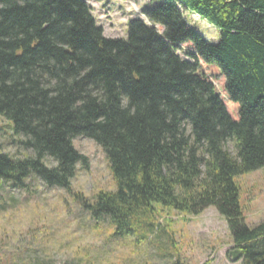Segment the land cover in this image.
I'll return each instance as SVG.
<instances>
[{"label": "trees", "instance_id": "trees-1", "mask_svg": "<svg viewBox=\"0 0 264 264\" xmlns=\"http://www.w3.org/2000/svg\"><path fill=\"white\" fill-rule=\"evenodd\" d=\"M185 11L216 27L219 42ZM142 15L112 39L84 0H0V115L25 152L0 153V190L41 181L115 235L133 233L155 204L187 216L213 208L232 237L228 257L264 264V222L246 224L235 182L264 168V0H158ZM203 63L220 72L237 120ZM78 138L102 149L112 190H74L88 162Z\"/></svg>", "mask_w": 264, "mask_h": 264}, {"label": "rangeland", "instance_id": "rangeland-1", "mask_svg": "<svg viewBox=\"0 0 264 264\" xmlns=\"http://www.w3.org/2000/svg\"><path fill=\"white\" fill-rule=\"evenodd\" d=\"M158 0H87L104 35L126 39L129 21L141 18V11ZM184 11V10H183ZM189 26L209 43L219 42V30L193 13L185 11ZM161 31V28L158 27ZM179 52L192 45H182ZM206 73L220 92L230 116L238 119V106L224 91V79L214 66L203 63ZM12 123L0 115V153L19 155L9 144ZM11 130V131H10ZM76 149L88 158L78 165L74 190L91 198L100 190H112L114 183L102 149L92 140L78 138ZM230 151L234 153L232 144ZM232 153V154H233ZM240 205L246 224L264 222V168L238 176ZM25 190L5 185L0 190L1 264H171L181 258L187 264H242L228 256L234 244L226 221L213 209L199 216H187L153 205L129 235H115L107 221H94L78 202L59 189H48L38 180ZM153 226L150 227V226Z\"/></svg>", "mask_w": 264, "mask_h": 264}]
</instances>
